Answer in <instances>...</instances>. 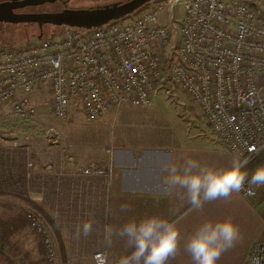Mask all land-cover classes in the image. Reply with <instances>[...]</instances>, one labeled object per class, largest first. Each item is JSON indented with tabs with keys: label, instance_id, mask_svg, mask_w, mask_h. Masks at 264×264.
Masks as SVG:
<instances>
[{
	"label": "built area",
	"instance_id": "1",
	"mask_svg": "<svg viewBox=\"0 0 264 264\" xmlns=\"http://www.w3.org/2000/svg\"><path fill=\"white\" fill-rule=\"evenodd\" d=\"M179 7L181 18H165ZM167 78L190 96L232 158L248 164L264 151V13L239 0H154L98 28L62 27L58 35L18 49L0 45V134L5 109L28 125L38 117L32 99L38 90L50 91L56 118L66 120L78 111L92 122L122 106H153ZM6 142L15 144L0 141V192L18 188L23 169L29 197L39 178L37 162L28 159L17 168L3 153L17 148V142ZM111 153L88 162L78 174L109 189ZM240 193L255 196L247 182ZM26 217L42 238L46 259L58 264L49 225L35 210H27ZM93 259L117 264L109 261L107 250ZM243 264H264V224Z\"/></svg>",
	"mask_w": 264,
	"mask_h": 264
},
{
	"label": "rangeland",
	"instance_id": "2",
	"mask_svg": "<svg viewBox=\"0 0 264 264\" xmlns=\"http://www.w3.org/2000/svg\"><path fill=\"white\" fill-rule=\"evenodd\" d=\"M2 1L7 0H0V2ZM239 1L254 4L264 13V0ZM153 2L154 0L145 5L142 9H145ZM69 7L71 9H87L90 8V5L83 3L82 0H72V2L69 3ZM181 13L182 8L179 7L176 12L167 14L165 18H170L174 14H177L178 18H181ZM61 31L62 27L58 28L48 25H0V34H2L0 36V45L18 49L28 42L54 37ZM32 99L39 114L43 115L44 122L36 125H28L27 122L17 117L13 119L17 120L23 129L28 130L29 127L30 129L34 127V130H39V136H36L39 142L36 143L37 140L34 141L36 146L40 145L41 148H43L42 151H44L48 146H53L56 141L58 144L66 145V147L70 149H72L73 146L75 151L73 152L76 157L81 159L80 161H88L90 159L100 160V158H102L97 157L100 156L99 152L101 149H108L106 135L108 136L112 132V128L110 127L108 129V127H101L98 124L99 121L109 113L91 122L88 121L82 113L79 114L78 111H73L68 119L63 120L56 118L50 112L52 95L48 89L36 91L32 95ZM120 108H124V106L115 108L112 111H116ZM117 121L118 123L115 131L118 130L120 133L124 132L135 142L147 143V140L152 143L159 142L160 145L164 144L165 147H168L169 144H171L170 142H177L180 144L179 156L182 157V160L194 159L203 165L218 169H225L229 165V161L224 158H221V163L217 162L218 157L216 158L213 156L212 145L207 138V124L201 110L194 104L190 96L171 81L170 78L165 80L151 108L137 113H134L132 110H126L122 113L120 118H117ZM6 125L8 128H15V125ZM27 132L28 135H24L23 138L24 144H31L35 136L30 135V131ZM53 135H55V138ZM56 137H58L59 140H57ZM10 138L11 140H15L14 135ZM61 145L60 147H62ZM8 150H15V148ZM14 156L15 155L12 157ZM101 156L104 158V154H101ZM8 157L11 156L8 155ZM24 157V161L28 159L32 161L34 159L40 164L44 162L43 157L32 154V151L28 152L25 150ZM8 161H10L9 158ZM249 165H251V169L248 172L250 179L252 172H254L257 167L264 166V163L258 166L256 161H252L247 164V171ZM251 186L255 191L254 197H246L240 192H234L227 200L217 199L204 204L201 210L193 209L190 205L183 216L175 222L180 231L184 229V238L180 246H185L188 239L197 230L185 229L189 228L188 225H190L189 223L192 221H196V226L199 228L205 222H222L230 219L239 226L240 239L233 248L222 255L218 264H243L250 243L260 235L264 224V186ZM8 191H11V189L8 188ZM132 202V204H134L133 206L126 208V210L121 209L119 211L118 218H116L112 224L114 229H118V227L133 218L139 220L151 215L149 214L152 213L150 208L146 209L142 204H135L136 200H132ZM29 209L35 210L33 201L28 196L0 198V216L14 214L13 211L16 210H23L26 214V211ZM11 242L15 246V248H13L14 250L24 251L28 254V257L24 255L16 257L12 253L13 251L11 252L8 248L0 247V264H53L46 259L42 238L37 232L31 229L28 223L11 239ZM102 249H107L109 251L112 261H114L112 258L119 260L121 256L127 255L130 252V249L124 246L123 241L117 238H113V242L109 247L106 246ZM86 250L88 253L85 258L79 261H72L71 263L95 264L93 253H96L97 247ZM179 254H183L182 256H184L187 252H185L184 248H181V250L179 249ZM181 258L183 259L184 257ZM188 258L192 260L189 254ZM58 264H66V260H61ZM168 264L175 263L168 262ZM177 264L185 263L179 262Z\"/></svg>",
	"mask_w": 264,
	"mask_h": 264
},
{
	"label": "crops",
	"instance_id": "3",
	"mask_svg": "<svg viewBox=\"0 0 264 264\" xmlns=\"http://www.w3.org/2000/svg\"><path fill=\"white\" fill-rule=\"evenodd\" d=\"M151 107L124 106V108L109 112L102 120L100 119L101 121H99L98 125L108 127V129L112 128V132L108 136L106 135L107 150L112 152L111 160L114 169L113 182L109 189L104 188L99 179L85 178L78 174V169L84 167L88 162L102 160L103 156L101 154H104L105 158L107 150H100V156L97 157H102L100 160L90 159L88 161H80L81 159L74 154L73 146L70 149L66 145L58 144L56 141L53 146H48L46 150L42 151L43 148L40 145L36 146L34 144L35 140H37L36 143L39 142V139L36 138V136H39V130H34V127L28 130L23 129L19 125L20 123L13 119L14 117L9 114L7 109L2 112V114L5 113L7 115L5 116L7 121H4L1 127L3 132L0 134V141H4L6 144H15L6 142V140L16 141L18 145L15 150H3L5 155L11 156L9 160L17 168H23L25 150L28 152L32 151V154L40 155L44 158V162L41 164L33 159L37 162L35 172L39 178L31 185V192L44 193L43 202H33V206L35 211L37 210L36 212L49 225L53 233L58 247L60 262L61 260H66V263L79 261L85 258L88 253L86 249L97 247L95 252L107 250L102 248L109 247L113 240L110 243L105 242L104 226H112L115 219L118 218L119 211L122 209L121 206L127 205V208H130V206L134 205L132 200H136L135 204H142L146 209L150 208L152 213L149 214L162 217L169 222H176L189 209L190 203L186 191L170 186L167 183V169L172 165H176L178 168H182L184 165L185 160H182V157L179 156L180 144L170 142L171 144L165 147L164 144L160 145L159 142L152 143L147 140V143L135 142L124 132L115 131L118 123L117 118H120L124 111L132 110L137 113ZM43 119V115L39 114L30 123L36 125L44 122ZM6 124L15 125V128H8ZM206 124L207 138L212 145L213 156L218 157L217 162L219 163H221V158L227 159L229 161L228 167H230L232 163L231 155L226 152L225 148L214 136L207 121ZM27 131L31 132L30 135L35 136L31 144H24L23 138L24 135H28ZM13 135L15 140L10 138ZM53 136L55 138V135ZM56 139L59 140L58 137ZM13 155L15 156L12 157ZM263 160L264 151L254 161L259 166V164L264 163ZM48 166L50 167L48 168ZM248 167L249 172L251 165ZM60 173L63 175L58 176ZM17 182L19 184L18 188L0 192V198L28 196L23 169L17 175ZM86 221L93 222L91 234L87 237L80 236L77 238L75 235L76 227ZM189 224V228H185L186 230L198 229L196 221H192ZM183 231L184 229L180 231L181 242H183L184 238ZM181 248L185 249V246H180L179 249L181 250ZM179 249L176 257L170 259L169 263L184 262L185 264H191L192 260L188 258V253L182 256L183 254H179ZM107 252L109 261L117 263L118 259L112 258L114 260L112 261L111 254L108 250ZM181 257L184 258L182 259Z\"/></svg>",
	"mask_w": 264,
	"mask_h": 264
},
{
	"label": "clouds",
	"instance_id": "4",
	"mask_svg": "<svg viewBox=\"0 0 264 264\" xmlns=\"http://www.w3.org/2000/svg\"><path fill=\"white\" fill-rule=\"evenodd\" d=\"M167 171V183L184 189L190 205L196 210L217 199L227 200L232 193H239L246 182L264 186V166L257 167L249 179L247 162L239 156H234L231 166L225 169L187 159L182 168L172 165ZM29 198L42 203L44 193L30 192ZM121 207L126 209L127 205ZM92 230L93 222L86 221L76 227L75 235L77 238L87 237ZM113 238L122 240L130 249L117 264H168L176 256L181 243L177 224L156 215L139 220L133 218L118 229L105 225V242L110 243ZM239 239L240 228L232 220L205 222L188 239L184 250L191 256L192 264H218L222 255Z\"/></svg>",
	"mask_w": 264,
	"mask_h": 264
},
{
	"label": "water",
	"instance_id": "5",
	"mask_svg": "<svg viewBox=\"0 0 264 264\" xmlns=\"http://www.w3.org/2000/svg\"><path fill=\"white\" fill-rule=\"evenodd\" d=\"M56 0H7L0 2V23L19 25H50L54 27H71L93 29L113 21L124 19L142 9L152 0H131L126 3H113L87 9L65 8L50 13H16L28 7L54 3Z\"/></svg>",
	"mask_w": 264,
	"mask_h": 264
},
{
	"label": "trees",
	"instance_id": "6",
	"mask_svg": "<svg viewBox=\"0 0 264 264\" xmlns=\"http://www.w3.org/2000/svg\"><path fill=\"white\" fill-rule=\"evenodd\" d=\"M14 214H9L5 216H0V225L2 228V237L0 241V247L8 248L14 256L24 255L28 257V254L24 251L14 250V244L11 242V239L16 236V234L24 227L25 225H29V221L26 217L25 211L16 210L13 211ZM40 236V235H39ZM41 237V236H40ZM34 264V263H32Z\"/></svg>",
	"mask_w": 264,
	"mask_h": 264
},
{
	"label": "flooded vegetation",
	"instance_id": "7",
	"mask_svg": "<svg viewBox=\"0 0 264 264\" xmlns=\"http://www.w3.org/2000/svg\"><path fill=\"white\" fill-rule=\"evenodd\" d=\"M131 0H82L83 3L90 5V8L93 7H100V6H105L113 3H126ZM153 1V0H152ZM72 2V0H56L54 3H45L40 6H35V7H28L22 10H17L16 13H29V14H36V13H50V12H56V11H61L65 8H70L69 3ZM0 25H5V26H20V25H25L29 26L26 24H19V25H12V24H5V23H0ZM35 25H40V24H35ZM50 26V25H48ZM54 27V26H52ZM2 34H0L1 36Z\"/></svg>",
	"mask_w": 264,
	"mask_h": 264
}]
</instances>
